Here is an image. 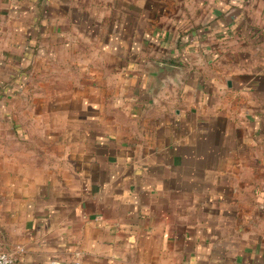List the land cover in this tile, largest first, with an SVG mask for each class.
<instances>
[{
    "label": "crops",
    "instance_id": "obj_1",
    "mask_svg": "<svg viewBox=\"0 0 264 264\" xmlns=\"http://www.w3.org/2000/svg\"><path fill=\"white\" fill-rule=\"evenodd\" d=\"M12 1L0 245L16 264H264V0H66L46 26L40 0Z\"/></svg>",
    "mask_w": 264,
    "mask_h": 264
},
{
    "label": "rangeland",
    "instance_id": "obj_2",
    "mask_svg": "<svg viewBox=\"0 0 264 264\" xmlns=\"http://www.w3.org/2000/svg\"><path fill=\"white\" fill-rule=\"evenodd\" d=\"M24 1H26V0H24ZM33 0H28V2H32ZM35 1H37V0H35ZM92 2H95V0H91ZM97 1V0H96ZM106 3H107V5H109V4H112V2H114V0H104ZM66 0H40L39 1V4L38 5H40L41 6V13L44 11V15H43V17L41 18V20H42V24H43V26H46V23L48 24L49 23V21L51 20L50 19V15H52V13H50L51 12V8H50V10H49V6H52V8L53 7H60L61 8V5L63 6V8L65 7V5H66ZM21 4H22V2H17L16 0H13L12 2H11V4H10V10L12 11V12H16V10H19V8H18V5L19 6H21ZM22 5H24V4H22ZM69 5V4H68ZM27 6V5H26ZM67 7V6H66ZM27 8V7H26ZM30 8L32 9V7L30 6ZM70 8V7H69ZM68 9V8H67ZM20 10H21V7H20ZM62 11H64L63 9H62ZM70 11H72L75 15H77V17L79 16V11L78 10H76V13L74 12V9H72V8H70ZM58 13H60V12H58ZM87 13V14H86ZM86 13H83L82 15H81V17H88L87 19H85V21H88V20H90L89 18V12L88 11H86ZM30 20V18H28V19H25L24 20V22H25V24L28 22ZM74 20H76V19H74ZM76 22H77V20H76ZM57 24L59 25V27L60 26H64L65 25V22L64 21H57ZM4 24H2V22L0 21V27H2ZM0 45H2V43L3 42H5V41H3L2 40V36H1V33H0ZM7 106V107H6ZM8 109V110H13V106L11 105H7L6 104V100L4 99V98H2L1 96H0V110H4V109ZM1 121V120H0Z\"/></svg>",
    "mask_w": 264,
    "mask_h": 264
},
{
    "label": "built area",
    "instance_id": "obj_3",
    "mask_svg": "<svg viewBox=\"0 0 264 264\" xmlns=\"http://www.w3.org/2000/svg\"><path fill=\"white\" fill-rule=\"evenodd\" d=\"M0 264H16L14 256L6 253L0 245Z\"/></svg>",
    "mask_w": 264,
    "mask_h": 264
},
{
    "label": "trees",
    "instance_id": "obj_4",
    "mask_svg": "<svg viewBox=\"0 0 264 264\" xmlns=\"http://www.w3.org/2000/svg\"><path fill=\"white\" fill-rule=\"evenodd\" d=\"M43 15H44V11H43Z\"/></svg>",
    "mask_w": 264,
    "mask_h": 264
}]
</instances>
